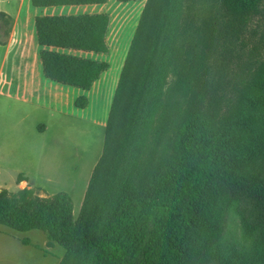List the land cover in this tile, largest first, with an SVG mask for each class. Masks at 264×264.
I'll return each mask as SVG.
<instances>
[{
  "label": "trees",
  "instance_id": "trees-1",
  "mask_svg": "<svg viewBox=\"0 0 264 264\" xmlns=\"http://www.w3.org/2000/svg\"><path fill=\"white\" fill-rule=\"evenodd\" d=\"M107 2L32 0L36 7ZM262 2L148 0L113 99L103 155L84 198L85 207L106 160L127 74L142 48L139 86L128 99L117 139L118 181L103 231L99 237L78 231L82 224L73 221L69 194L40 197L29 189L11 197L0 190V225L17 232L42 231L49 246L90 252L93 264H185L195 219L218 187L246 204L253 217L252 224L246 222L249 229L264 224V65L259 75L248 79L243 72L232 77L226 73V64L217 62L220 50L225 55L239 45ZM0 18L8 30L10 18L4 13ZM109 26L107 14L36 19L41 46L99 54L109 52ZM4 42L0 35V44ZM234 56L241 58L237 52ZM41 59L47 78L84 91L110 67L106 62L47 50ZM87 104L86 97L76 100L78 108ZM167 119L172 120L169 135V130L163 131L150 141L151 131L163 128Z\"/></svg>",
  "mask_w": 264,
  "mask_h": 264
},
{
  "label": "rangeland",
  "instance_id": "rangeland-1",
  "mask_svg": "<svg viewBox=\"0 0 264 264\" xmlns=\"http://www.w3.org/2000/svg\"><path fill=\"white\" fill-rule=\"evenodd\" d=\"M147 1L121 3L118 0H109L103 6L104 13L111 18L108 35L109 52L106 54L93 53L92 55L96 61L106 62L110 67L101 82L91 91L75 89V91H80V96L77 99L80 97L87 98V108H78L75 103L69 106V114L72 112V116L79 120L71 119L72 128L76 127L74 128L76 133L85 137L90 136L94 142L90 144L89 151L84 148L83 140L82 142L79 141V145L76 144L75 148L72 144L62 143L61 151L59 150L56 156L57 163L61 165V168L65 169L67 165L74 168L78 165L80 170L88 172L92 160L100 151L102 144V136L100 137V135L103 132L92 122L104 121L107 123L108 121L118 81ZM159 1L156 0V3ZM2 21L0 18V22ZM238 44L233 47V52H228L225 55L220 50V54L217 55V58L219 57L217 62H224L227 66L226 73L232 77L243 72L248 79H253L259 75L264 65V0L259 8V13L252 17L247 28L244 29ZM236 52L241 54L240 59L235 58ZM142 55L143 49L141 48L127 74L126 88L122 93L117 109L114 133L108 145L106 160L89 193L87 205L84 207V201L81 204L82 191L80 189L76 191H71L67 187L62 189V192L69 193L73 199V221L76 223L81 220L82 224V228L78 226V231L84 233L85 230L88 236L99 237L111 209L112 193L115 192L114 188L117 187L118 181V175L115 172L117 139L125 122L123 119L128 106V99L137 85L139 86ZM223 57L227 58L224 59ZM2 106L3 104L0 102V121L4 126L12 127V123L16 124V121H21L25 116V113L20 110H11L9 107ZM82 117L88 122L83 123ZM168 119L165 121V129L160 127L151 131L148 138L150 141L155 134L163 131L169 130V135L172 120L168 121ZM8 131H13V129L3 128L1 135ZM261 149L264 150V143L261 145ZM67 150H71V155H78V157L70 158L71 155L67 154ZM84 159H86L85 163ZM118 165L121 168L124 167V156ZM26 189L33 190L40 197H46L40 188ZM0 190L6 191V195L11 197L23 189L12 186ZM58 192L60 191H56V193ZM252 220L253 217L249 216L246 204L244 205L230 191L221 186L218 187L216 192L203 202L195 219L186 246L187 259L185 264H264V224L253 225L249 229L246 222L252 224ZM26 240L30 243L27 246L24 245ZM0 264H93V254L80 251L72 246L59 244L49 246L47 235L39 230L17 232L0 225Z\"/></svg>",
  "mask_w": 264,
  "mask_h": 264
},
{
  "label": "crops",
  "instance_id": "crops-1",
  "mask_svg": "<svg viewBox=\"0 0 264 264\" xmlns=\"http://www.w3.org/2000/svg\"><path fill=\"white\" fill-rule=\"evenodd\" d=\"M104 5L36 7L32 0H0V13L6 14L11 20L8 30L0 22V35L5 41L0 44V102L2 107L25 113L21 121L12 123V127L4 126L0 121V189L12 186L17 189L37 187L46 196L54 195L56 191L62 192L66 187L71 191L80 189L81 204L83 203L93 171L103 155L107 123L92 122L103 134L100 135V151L92 160L88 172L80 170L78 165L74 168L71 165L61 168L56 156L61 151L62 143L72 144L75 148L83 140L84 148L89 151L94 139L79 135L74 130L76 127L72 128L71 119L78 118H74L72 112L69 114V106L72 103L76 105L80 91L75 89L80 88L47 78L41 53L47 50L96 61L92 55L94 52L41 46L38 42L36 19L105 14ZM104 74L86 92L98 85ZM81 121L88 122L83 117ZM3 128H11L13 131L1 135ZM67 154L71 155V150H67ZM73 156L78 157L72 154L70 158ZM19 176L26 180H18Z\"/></svg>",
  "mask_w": 264,
  "mask_h": 264
}]
</instances>
